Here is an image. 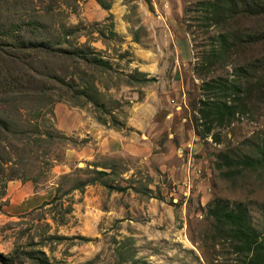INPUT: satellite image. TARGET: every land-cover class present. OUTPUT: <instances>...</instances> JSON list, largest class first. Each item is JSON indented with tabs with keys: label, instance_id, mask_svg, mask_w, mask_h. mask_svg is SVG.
<instances>
[{
	"label": "rangeland",
	"instance_id": "374dc122",
	"mask_svg": "<svg viewBox=\"0 0 264 264\" xmlns=\"http://www.w3.org/2000/svg\"><path fill=\"white\" fill-rule=\"evenodd\" d=\"M207 1L0 0V264H239L210 210L242 203L264 232V14L212 24ZM226 34L239 46L214 62ZM235 67L245 114L200 137L202 85ZM97 171L113 188L75 190ZM23 185L36 203L12 214Z\"/></svg>",
	"mask_w": 264,
	"mask_h": 264
},
{
	"label": "trees",
	"instance_id": "16d2710c",
	"mask_svg": "<svg viewBox=\"0 0 264 264\" xmlns=\"http://www.w3.org/2000/svg\"><path fill=\"white\" fill-rule=\"evenodd\" d=\"M106 10L110 8L108 5L104 7ZM205 19L212 24H223L236 18L239 14L258 16L264 14V6L255 2V0H209L204 3ZM112 17V15H110ZM113 24V23H112ZM113 26V25H112ZM228 34L220 35L221 39L219 45L213 48L211 58L214 62L222 60L225 64L232 55V50L239 45L229 42ZM257 37L239 35L237 43L246 42L253 43ZM67 55L76 56L79 60L96 66L101 69H111L108 62L104 61L98 55L90 56V51L77 50L74 52L67 51ZM227 57V58H226ZM226 60L224 61L223 59ZM211 67V65H210ZM245 67H235L234 74L226 78L210 79L203 83L201 99L198 103V110L196 113L199 118H195L196 122L203 121L205 128L202 132H198L200 137L207 135L212 129L217 126L229 125L237 115L245 114L247 109L248 96L244 85L250 83L251 74ZM128 83H142L146 84L154 79H149L144 73L137 72L133 75H128ZM155 81V80H154ZM258 89V87H257ZM251 91V90H250ZM249 91V93H250ZM253 93V92H252ZM251 95V94H250ZM81 104V103H80ZM96 106L102 107L96 103ZM102 125L106 126L107 122L102 118H98ZM114 126L123 127L118 121H114ZM223 155H220L222 160ZM224 158H228L224 156ZM228 160V159H227ZM232 162V161H231ZM255 163L254 160H246L247 168ZM222 166L231 167L226 160L223 165H217V169ZM98 176L92 178L88 183H80V187L75 190H81L87 184H95L96 182L105 187L113 188L107 181H103L102 177L106 173L97 171ZM61 190H57L59 196ZM211 217L217 224L221 234L226 235L227 239L233 243L235 251L241 255L242 260L239 264H264V232H259L252 225L249 210L242 203L230 204L228 201L218 200L210 210Z\"/></svg>",
	"mask_w": 264,
	"mask_h": 264
},
{
	"label": "crops",
	"instance_id": "0c3cea01",
	"mask_svg": "<svg viewBox=\"0 0 264 264\" xmlns=\"http://www.w3.org/2000/svg\"><path fill=\"white\" fill-rule=\"evenodd\" d=\"M99 136H100V141H99L100 145L99 146L102 147V151H103V147H105L104 145H105L106 141L108 140L107 135L104 134L102 131L101 133H99ZM108 141H110V140H108ZM118 142H119L118 139H114L113 144L111 147H109V149L111 150L113 147L117 149L119 147ZM30 191H31V188L29 185H23L20 188L19 192L17 190V193L14 196V199L16 197V198H18V200L20 202H18V200H15L14 202H12V204H10L9 210L12 212V214H21L25 210H28L29 208H31L36 203L35 201H36L37 196H34V195L28 196L27 195ZM24 196L25 197L28 196V198L25 199ZM42 197L45 198L43 195H42Z\"/></svg>",
	"mask_w": 264,
	"mask_h": 264
}]
</instances>
